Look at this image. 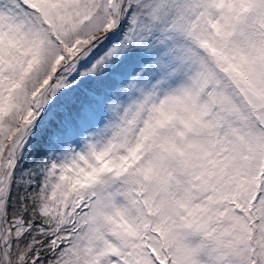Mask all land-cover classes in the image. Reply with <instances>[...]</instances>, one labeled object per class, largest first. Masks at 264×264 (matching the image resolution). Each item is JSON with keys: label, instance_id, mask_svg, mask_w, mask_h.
I'll return each instance as SVG.
<instances>
[{"label": "rangeland", "instance_id": "rangeland-1", "mask_svg": "<svg viewBox=\"0 0 264 264\" xmlns=\"http://www.w3.org/2000/svg\"><path fill=\"white\" fill-rule=\"evenodd\" d=\"M51 141L53 262L16 206ZM0 264H264V0H0Z\"/></svg>", "mask_w": 264, "mask_h": 264}, {"label": "trees", "instance_id": "trees-1", "mask_svg": "<svg viewBox=\"0 0 264 264\" xmlns=\"http://www.w3.org/2000/svg\"><path fill=\"white\" fill-rule=\"evenodd\" d=\"M61 142L64 143L62 148L69 147L68 140L60 139L59 144ZM51 146L53 147L51 152L46 151L42 146L33 151L34 175L31 180L18 186L16 206L17 214L23 215L27 225L26 229L30 231V252L35 257H44V259L53 262L59 255H62L63 247L72 242L79 228L73 227L75 223L69 216L68 220L66 219L67 216L50 218L47 210H44L41 205L48 193V183L57 177V172H60L62 168L58 159V146L53 141H51ZM21 198L27 200L22 202ZM72 222L73 226L71 225Z\"/></svg>", "mask_w": 264, "mask_h": 264}, {"label": "bare ground", "instance_id": "bare-ground-1", "mask_svg": "<svg viewBox=\"0 0 264 264\" xmlns=\"http://www.w3.org/2000/svg\"><path fill=\"white\" fill-rule=\"evenodd\" d=\"M41 98H42L41 94L37 96V98H36V106H40L41 105V103H42Z\"/></svg>", "mask_w": 264, "mask_h": 264}]
</instances>
